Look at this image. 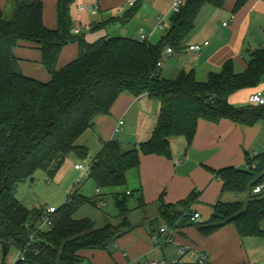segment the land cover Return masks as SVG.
Returning a JSON list of instances; mask_svg holds the SVG:
<instances>
[{
    "label": "trees",
    "instance_id": "trees-1",
    "mask_svg": "<svg viewBox=\"0 0 264 264\" xmlns=\"http://www.w3.org/2000/svg\"><path fill=\"white\" fill-rule=\"evenodd\" d=\"M248 1L238 0L234 13ZM73 2L58 1L55 30L44 24L41 0H13L9 20L0 9V244L7 242L20 252L23 259L15 264H85V253L106 251L133 230L127 221L131 192L114 196L122 223L103 228L87 219H74L81 207L93 203L81 194L79 185L51 216V230H39L44 210L29 209L16 198L19 185L33 180L37 171L55 177L68 155L86 159L89 150L79 140L98 117L110 115L122 94L145 95L158 102V122L151 138L139 147L124 150L117 140L102 143L88 176L99 191L126 186L127 174L139 171L141 156L172 159L171 141L184 138L190 146L200 121L218 124L228 120L248 127L264 122V106L238 108L230 103L237 92L261 85L264 47L251 53L242 73L235 71L230 60L219 73H210L206 82H199L194 72L182 71L173 80L162 76L159 64L166 49L182 52L203 8L222 9L226 0H183L179 13L170 19L168 32L156 44L125 37L88 42L82 33L72 32ZM138 10L139 3L117 20L125 24ZM20 44L41 51L49 81L22 73L15 53ZM71 44L78 45L77 59L58 69L62 50ZM253 162L258 163L255 170H211L223 182L222 194H246L248 201H219L211 219L198 224L203 236L233 225L242 238L264 237V199L251 195L264 182V152L246 160ZM198 196L193 193L177 205H166L161 196V218L171 228L194 225L192 206Z\"/></svg>",
    "mask_w": 264,
    "mask_h": 264
},
{
    "label": "crops",
    "instance_id": "crops-1",
    "mask_svg": "<svg viewBox=\"0 0 264 264\" xmlns=\"http://www.w3.org/2000/svg\"><path fill=\"white\" fill-rule=\"evenodd\" d=\"M41 1L44 5V24L48 29L55 30L57 28V4L59 0ZM127 1L74 0L72 6L74 5V8L83 11H80L82 20L76 21V27L83 30V26L88 25L91 33L104 32L110 24L119 22L117 19L122 18L130 10ZM174 1L140 0L136 15L129 22L121 23L125 26L131 21H135L140 29L139 35L136 37L126 33L129 37L125 36L140 40L141 35H147V40L151 42L155 36L153 35L156 29L155 24L159 22V19L165 21L169 19L168 27H170V19L174 15L172 13ZM237 1L226 0L222 9L212 6L203 8L197 19L195 30L192 32V34L195 31L198 33H195L193 38H190L192 34L189 36L185 42L186 48L182 52L172 54L165 51L164 55L169 59H177V68L173 78H166L165 74L170 71L169 68L164 70L161 62L160 67L164 78L176 79L184 71L187 73L194 72L199 82H206L210 73H219L224 64L230 60L234 64L235 71L237 68L239 69V66H241L240 71L242 72L247 68L248 63L242 54L243 51L252 53L264 47V0H249L237 13H234ZM10 2L13 3V0H0V9L5 11ZM81 7L86 9L82 10ZM74 13L70 9L71 19H75ZM152 23L155 27L150 28L149 25ZM103 24L104 27L92 32L94 27ZM166 33L159 37L158 41ZM103 37L111 36L104 35L99 39ZM85 38L88 41V38ZM206 42L208 45L204 46ZM193 45L202 46V50L199 52L190 51L189 47ZM15 53L20 60V69L24 75L42 82L51 79L49 73L46 75L45 69L39 66L42 65V54L37 47L20 44ZM77 57L78 45L66 46L62 50L57 68L61 69L66 64L76 60ZM262 89H264V84L256 89L239 91L230 98V103L235 107L248 106L249 96ZM237 104L242 106H237ZM159 112L160 104L150 100L147 96L134 97L124 93L113 106L110 115L98 117L94 127L82 136L79 143L81 142L82 146L88 148L86 144L87 133L92 132L100 145L98 154L103 142L116 140L115 137L118 134L115 133V128L122 120L125 129L121 141H117L121 143L123 148L125 144L128 145V148L135 147L151 138L158 122ZM263 129L264 122L248 127L234 124L228 120H223L218 124L200 121L196 137L190 146L186 141H183V138L171 141L177 147L176 150L171 147L172 159L154 155L141 156L140 169L136 171L140 181L139 192L142 196V200L139 201L140 206L156 202L159 204L160 214L161 196H163L166 205H177L193 193L199 194L197 202L192 206L193 213L200 215L194 225L171 228L160 216V220L164 224L161 228L170 230L174 239L173 243L165 244V246L174 244L186 249L187 253L182 260L185 259L186 261L188 257H192L187 264H196L198 253L207 255V264L260 263L255 260L256 256L246 246L247 240L258 237L242 238L233 225H228L205 237L200 233L198 224L207 223L211 219L214 213L213 206L221 201L224 196L222 194L223 182L216 178L211 170L218 171L229 167L239 168L245 165L247 158H253L259 154L260 152L254 147L258 143L259 135H261L259 132ZM242 132L245 135H251V139L243 145H241L240 139ZM262 146L264 147V142ZM251 148L254 151L252 156L248 154V149ZM179 209L180 207H177L176 210ZM161 238L165 239L159 232L150 231L148 233L145 229L134 232L132 230L125 238H121L116 243V247L126 252L130 263L156 262L151 260L156 252L154 239L161 240ZM93 253L95 254V252L85 253V256L92 257L94 256ZM179 259L180 257L177 260ZM123 261L124 264H127L125 259Z\"/></svg>",
    "mask_w": 264,
    "mask_h": 264
},
{
    "label": "rangeland",
    "instance_id": "rangeland-1",
    "mask_svg": "<svg viewBox=\"0 0 264 264\" xmlns=\"http://www.w3.org/2000/svg\"><path fill=\"white\" fill-rule=\"evenodd\" d=\"M73 6H71V11L75 12V19H72V25L73 28H75L76 21L80 22V20H82V14L80 13L81 10H77V8H74ZM13 8L14 3L10 2V5L4 11L5 19L9 20L11 18ZM166 21L168 22L167 24L169 26V19ZM155 25L156 29L153 34L155 36L151 39V43L157 42L159 37L164 35L169 28L168 26L162 29L158 28L159 22ZM155 25L152 23L149 25V27L153 28ZM83 27L82 34L87 37L88 41L91 43L97 41L99 37L104 35H110L111 37H124L126 33H129L137 37L140 30L139 27H137V23L135 21H131L125 26L121 25L119 22L114 24L112 23L107 27V30L101 33H91L88 25ZM128 29H130V31H128ZM195 33L198 32L195 31L190 36V38H193ZM126 36L129 37L128 35ZM126 36L125 38H127ZM242 54L245 57V61L249 63L252 59L251 53L245 50ZM176 60L177 59L174 58L169 59L166 55H163L161 61L163 68L164 70L169 68L170 71L169 73L165 74L166 78H173L175 76V70L177 68ZM39 66H41L42 69H45L42 65ZM240 70L241 66H239V69H236L237 72L241 73L242 71ZM45 73L48 75L47 71ZM49 80L50 79H48V81ZM262 84H264V80L262 81L261 85ZM237 106L242 105L237 104ZM124 129L125 127L122 128L121 134H118L115 137L116 140L121 141ZM259 133H261V135H259L258 143L255 145L254 149L260 153H263L264 147L262 146V143L264 142V129ZM240 139L241 145H243L246 143V141L248 142L251 139V135H245V133L242 132ZM183 141L186 140L183 138ZM79 144L81 145V142ZM86 144L89 148V156L86 159H80L75 154L68 155L55 177H49L42 171H37L33 180L28 179L19 185L16 192V198L29 209L45 210L46 208L50 207L59 209L66 202L74 187L79 185L81 194H83L93 203H87L81 207L75 213L74 219L78 221L87 219L95 223L97 228H103L109 224L117 226L122 223V218L119 217L114 196L115 194H126L127 192H131L132 195L128 197V208L130 212L127 216V221L132 227L133 232L138 231L139 229H145L148 231V233H150V231L158 233L161 229V226L164 225L160 220L159 204L153 202L145 206H140L139 201L142 196L139 192L140 181L136 171H130L127 174L126 186L109 190H101L98 192L95 183L92 180H89V174L83 170L76 169L77 165L90 167L92 161L97 156L100 145L92 132L87 133ZM127 146L128 145L126 144L124 145V150L129 149ZM137 146L139 147L140 145L137 144ZM171 147H173V150L177 149V147L173 145L172 142ZM253 152V148L248 149V154L250 156L253 155ZM238 169L245 170L246 167L245 165H242ZM221 201L224 203H246L248 201V195L226 193L224 194ZM154 242L156 252L151 260L156 261L159 264H174L175 261L180 257L179 252L182 249L181 247H178L174 244L165 246L167 242L164 238H161V240L154 239ZM246 244L249 251L256 256L255 260H258L257 262H260L259 264H264V237L251 238V240H247ZM0 249L2 250L1 245ZM19 255L20 252L16 248L12 247L6 257H3V254L0 256V264H14L19 258ZM126 255V252L116 247L115 244L111 245L106 251L95 252L94 256L92 257L86 256L87 260L85 261V264H124L123 259L126 260L127 264H133L129 262V259ZM191 259L192 257H188L186 261L184 259V261L182 260L180 264H187V262H189Z\"/></svg>",
    "mask_w": 264,
    "mask_h": 264
},
{
    "label": "built area",
    "instance_id": "built-area-1",
    "mask_svg": "<svg viewBox=\"0 0 264 264\" xmlns=\"http://www.w3.org/2000/svg\"><path fill=\"white\" fill-rule=\"evenodd\" d=\"M139 2H140V0H128L127 1V4H128V7L129 8H132L136 4H138ZM182 5H183V0H175L174 3H173V5H172V13L173 14L179 13ZM81 8H82V10H85L86 9L85 7H81ZM167 26H168V24H167V22L164 19H159L158 28H161L162 29V28H165ZM224 26H227V24H224ZM81 31H82V29L80 27H76V28H74L72 30V32L75 35L81 34ZM147 39H148L147 35H141V37H140V41H145ZM207 45H208L207 42L204 43V46H207ZM189 50L190 51L199 52V51L202 50V46H200V45H193V46H190L189 47ZM166 52L168 54L174 53V51H172L171 48L166 49ZM160 65H161V63L159 64V66ZM248 105H251V106H264V89L253 92L249 96V98H248ZM123 125H124V122L122 120L119 121L117 127L115 128V133L116 134L121 133ZM245 167H246L247 170H250V169L255 170L258 167V163L257 162H253L251 164L245 163ZM90 168L91 167H83L81 165H77L76 166V169L83 170L84 172H86L88 174L90 173V170H91ZM98 192H100V191L98 190ZM128 194H130V193L128 192ZM251 195L254 198H256V199H264V182L261 183V184L256 185L252 189ZM55 212H56V208H54V207L46 208L44 210V216H43V218L41 220V224L39 226V230H51V228L53 226V222H52L51 216ZM199 216L200 215L198 213H195L193 215V217H192V221L195 222L199 218ZM159 234L161 236H164L165 237V240H166L167 244L173 243V241H174L173 235H172L171 231L168 230L167 228H161L159 230ZM154 238H157V236H154ZM186 253H187V250L186 249H181L180 252H179L180 257L185 256ZM2 254H3L2 253V250L0 249V256ZM19 259H23V257H22L21 254L19 255V258L17 260H19ZM177 262H178V260L175 261V263H177ZM207 262H208L207 261V255L205 253H198V255H197V263L196 264H207ZM137 264H157V263L156 262L146 261V262H143V263L142 262H137Z\"/></svg>",
    "mask_w": 264,
    "mask_h": 264
},
{
    "label": "water",
    "instance_id": "water-1",
    "mask_svg": "<svg viewBox=\"0 0 264 264\" xmlns=\"http://www.w3.org/2000/svg\"><path fill=\"white\" fill-rule=\"evenodd\" d=\"M1 246H2L3 256L6 257L10 251L11 245L7 242H3Z\"/></svg>",
    "mask_w": 264,
    "mask_h": 264
}]
</instances>
